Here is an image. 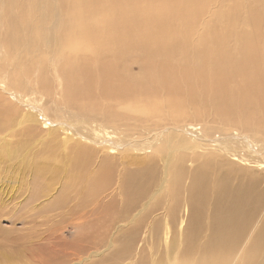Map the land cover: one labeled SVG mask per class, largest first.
Listing matches in <instances>:
<instances>
[{
	"label": "bare ground",
	"instance_id": "6f19581e",
	"mask_svg": "<svg viewBox=\"0 0 264 264\" xmlns=\"http://www.w3.org/2000/svg\"><path fill=\"white\" fill-rule=\"evenodd\" d=\"M0 71L46 96V112L25 103L28 128L34 114L48 133L122 151L118 161L135 166L113 180L104 156L102 180L80 201L94 213L110 198L96 220L116 236L97 239L91 264H264V174L247 167L264 168V144L247 134L264 138V0H0ZM58 106L147 135L111 129L96 141L47 117ZM187 119L223 132L205 136ZM198 144L218 151L202 156ZM72 147L75 161L91 153Z\"/></svg>",
	"mask_w": 264,
	"mask_h": 264
},
{
	"label": "rangeland",
	"instance_id": "374dc122",
	"mask_svg": "<svg viewBox=\"0 0 264 264\" xmlns=\"http://www.w3.org/2000/svg\"><path fill=\"white\" fill-rule=\"evenodd\" d=\"M55 79H58L57 75ZM2 83L5 90L14 92L17 100L0 89V264H76L77 262V264H91L93 249L99 243L97 239L103 236L101 242L106 243L116 236L113 229L108 230L110 227L106 229L96 220H100L97 216L104 213L101 206L109 202L110 198L105 196L94 213L81 210L80 201L83 202L82 199L89 196L90 189L98 185L100 179L97 177L104 176L103 170L107 167L102 162L104 156L110 159L108 164L113 167L111 172L113 180L114 177L118 176L116 174L121 173L123 175L129 170H133L135 166L129 164L125 157L124 160H121L122 163L119 162V155L125 154L121 153L122 151L108 152V149H102L99 144L83 140L79 136H73L61 128L58 129V127L53 133H48L47 128L34 114L32 117L36 123L32 129L28 128L29 122L27 124L23 121L24 116L28 113L27 107L24 106L25 103H34V106L45 111L46 96L34 89L23 90L11 85L7 72L0 71V84ZM59 88L60 86L57 85L56 97H59ZM58 110L59 114L47 115L46 111L44 113L53 121H60L64 118L66 121L76 124V127L81 128L82 126V131L96 141L106 132L112 130L118 131L113 133L114 137L123 134L121 137L125 140L142 139L147 135L144 130L139 131V129L137 131L131 130L133 132L131 134V131H125L123 126L119 127L120 130L117 129V126L106 128L105 123L87 120L84 114H79L74 110L70 111L71 115L69 112L63 113L61 108ZM187 111L189 112L188 108ZM75 115L77 116L75 117ZM189 119L184 121L196 123L197 127H201L197 131L200 129L199 132L205 136L211 137L223 132L219 129L206 131L204 130V121H190ZM178 125L184 126L185 124L183 122V124ZM234 130L240 132L237 129L230 131ZM140 132H142L141 135ZM107 134L112 133L108 132ZM247 134L251 138L254 137L256 144H264V138H260L261 136ZM74 145L89 148L91 153L81 150L80 155L78 154L79 158L75 161L74 152L76 151L72 147ZM195 148L202 156L218 151L217 147L212 145L198 144ZM135 149L133 147L132 152L141 154L140 156L145 155L147 158L148 153L150 155V151L147 152L148 149L144 151L145 153ZM242 149L239 147L240 154L243 153L246 155H244L245 157H251ZM252 155L256 156V154ZM257 155L259 158L263 157L264 160V152ZM202 156L198 160H188L186 164L193 168L199 159L202 160ZM44 160L48 161L45 169L40 166ZM158 162L161 170L163 162L162 160ZM238 163L236 161V164ZM238 165L247 166L240 163ZM253 166L247 167L264 174V168L260 169ZM114 185L115 183L107 192H110ZM259 187L264 188L263 177ZM61 197L62 199L59 200ZM58 200L62 204L61 208L55 205ZM77 201L80 206L76 204ZM55 207L57 209H54ZM73 251L76 253L72 254ZM75 260L76 262H74Z\"/></svg>",
	"mask_w": 264,
	"mask_h": 264
}]
</instances>
